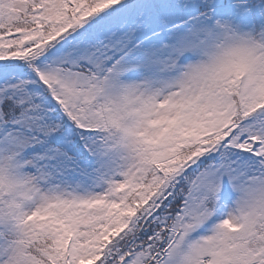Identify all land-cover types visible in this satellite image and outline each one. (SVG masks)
<instances>
[{"label":"snow or ice","instance_id":"snow-or-ice-1","mask_svg":"<svg viewBox=\"0 0 264 264\" xmlns=\"http://www.w3.org/2000/svg\"><path fill=\"white\" fill-rule=\"evenodd\" d=\"M0 264H264V0H0Z\"/></svg>","mask_w":264,"mask_h":264}]
</instances>
